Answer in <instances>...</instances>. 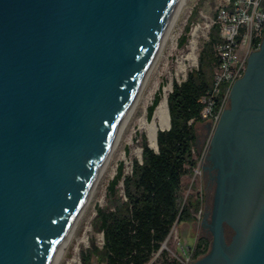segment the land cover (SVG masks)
Listing matches in <instances>:
<instances>
[{
	"label": "water",
	"instance_id": "1",
	"mask_svg": "<svg viewBox=\"0 0 264 264\" xmlns=\"http://www.w3.org/2000/svg\"><path fill=\"white\" fill-rule=\"evenodd\" d=\"M183 1L0 0V264H55ZM229 98L211 152L236 156L190 264H264V34Z\"/></svg>",
	"mask_w": 264,
	"mask_h": 264
},
{
	"label": "trees",
	"instance_id": "2",
	"mask_svg": "<svg viewBox=\"0 0 264 264\" xmlns=\"http://www.w3.org/2000/svg\"><path fill=\"white\" fill-rule=\"evenodd\" d=\"M233 1L230 0L229 8ZM261 39L252 41L253 48L259 46ZM220 41L219 26L213 23L200 48L198 67L189 71L185 80L173 81L167 95L169 128L157 131V150L143 137L141 157L133 159L130 172L124 174L123 163L118 165L109 190L115 195V187L122 182V196L111 208H96L92 228L103 232L104 243L98 247L91 240L89 248L81 251L82 264H92L93 258L100 264H146L174 224L196 220L194 213L200 209L202 200L191 194L183 201L181 179L192 174L197 165V125L206 121L201 116L204 107L201 99L214 83L218 64L214 47ZM224 90L222 86L221 91ZM158 100L159 97L154 98L149 115ZM210 242L207 236L198 237L191 247V260L206 254ZM169 264L181 263L174 259Z\"/></svg>",
	"mask_w": 264,
	"mask_h": 264
},
{
	"label": "rangeland",
	"instance_id": "3",
	"mask_svg": "<svg viewBox=\"0 0 264 264\" xmlns=\"http://www.w3.org/2000/svg\"><path fill=\"white\" fill-rule=\"evenodd\" d=\"M225 4L226 0H184V4L175 22L174 32L176 37L164 45L163 53L150 71V75H148L143 85L137 104L131 113L126 127L122 131L120 140L111 152L110 163L108 162L107 168L102 172L101 177L95 184L92 194L86 202V205L82 208L78 221L75 222L76 225L74 224L75 227L73 226L74 230L71 237L67 240L68 243H66L68 245H65V250L63 249L60 256L58 255L59 257H57L55 264H65V257L67 255L70 256V252H72L76 241L80 242L79 247L81 250L88 248L81 241L84 229L89 230V240H93L98 247L100 246L91 224L97 207L103 209L111 208L116 199L122 196V182H119L115 187V195L109 190L110 182L117 173L118 165L123 163V172L127 174L131 170L133 159H140L143 137L146 138L149 145L146 130L141 128V121L151 118L152 114H148V109L152 105L154 98L159 97L158 102L163 97L167 99L168 93L172 90L173 81L181 82L185 80L187 73L198 67L199 51L203 42L208 39L209 29L214 21V14ZM195 9H197V13L194 14ZM196 26L199 31L196 37L195 59H187L184 64L185 69L178 72L179 60L191 52L189 41L191 32ZM249 49L251 51L254 48L253 46L248 48V41L246 40L237 50L239 59H246L250 53ZM202 127V125H197L199 138L195 148L197 165L192 174L183 175L181 179L183 201L191 194L195 199H201L200 211L197 210L194 213L196 216L195 221L174 224L159 250L152 255L146 264H169L174 259H181L187 264H190L193 261L190 258L191 247L197 238L204 235L212 240L211 231L205 230L202 224L203 213L205 209H210L212 204V191L206 192L200 180V166L207 144V137H203L205 129ZM92 264L100 263L93 258Z\"/></svg>",
	"mask_w": 264,
	"mask_h": 264
},
{
	"label": "built area",
	"instance_id": "4",
	"mask_svg": "<svg viewBox=\"0 0 264 264\" xmlns=\"http://www.w3.org/2000/svg\"><path fill=\"white\" fill-rule=\"evenodd\" d=\"M229 4L230 0H226V4L219 8L214 17L213 23L218 24L221 37V41L214 47L218 64L213 86L201 99L204 104L201 116L213 124L219 119L233 83L245 68V58L239 59L238 48L246 40L249 48L254 39L262 38L264 34V0H234L231 8L228 7ZM222 86H225L224 91H221ZM95 234L101 247L104 243L103 232L98 231ZM89 238V230L84 229L81 241L88 248ZM79 246L80 242L76 241L70 256L65 257V264H82L80 255L83 250ZM177 260L181 264H187L181 259Z\"/></svg>",
	"mask_w": 264,
	"mask_h": 264
},
{
	"label": "flooded vegetation",
	"instance_id": "5",
	"mask_svg": "<svg viewBox=\"0 0 264 264\" xmlns=\"http://www.w3.org/2000/svg\"><path fill=\"white\" fill-rule=\"evenodd\" d=\"M258 48H259V46L254 48L253 50H256ZM253 50L250 51V49H249L250 53ZM250 53L248 54V56L245 59V68H244V71L240 77H242L245 73V70L247 68V63H248V57H249ZM229 107H230V98L228 95L227 102H226L224 108L222 109V111L226 108H229ZM222 111H221V113H222ZM220 116H221V114H220ZM220 116H219V119H220ZM219 119H218V121H219ZM218 121L215 124H213L209 120H206L202 124V126H203L202 128L205 129V133L203 134V137H207L206 138L207 144H206L205 152L203 154L202 164L200 166L201 167L200 180H201V183L204 185V189L206 190V192L212 191V204H211L210 209H205V211L203 213L202 224H203L204 229L209 230V231H210V224L212 221V212H213V208H214V201H215V198L217 195L218 185H219V181H220L219 177L222 174L221 170H220V166H218V164L219 163L222 164L224 166L225 170H230L232 163H233V160H234V156H236V153L234 150L230 151L231 154L228 152L227 155L223 152H219L216 155L212 154V152H211V141H212V137H213L215 128L218 124ZM198 140H199V138L197 136L196 145L198 143ZM235 182H237V180H227L226 191H228V196H227L228 198H230L232 196V192L234 191V189H236ZM263 192H264V190L260 189L258 195L259 196L262 195ZM223 226H224V235H225L226 242L229 243L232 240L233 236L235 235L236 229L232 225H230L227 221L224 222Z\"/></svg>",
	"mask_w": 264,
	"mask_h": 264
},
{
	"label": "bare ground",
	"instance_id": "6",
	"mask_svg": "<svg viewBox=\"0 0 264 264\" xmlns=\"http://www.w3.org/2000/svg\"><path fill=\"white\" fill-rule=\"evenodd\" d=\"M183 4H184V1H183V3H182L181 7L178 9L176 15L174 16V18H173V20H172V22H171V24H170V26H169L168 32H167L166 36L164 37V40H163V42H162V45H161V47H160V49H159L157 55L155 56L153 66H155V64H156L157 61L159 60L160 55L163 53V47H164V45H165L169 40H174L175 37H176V34H175V32H174V31H175V24H176L175 22L177 21V18H178V16H179V12L181 11V8H182ZM180 14H181V13H180ZM198 31H199V29H198V27L196 26V27H194V29H193L192 32H191V38H190V41H189L190 48H191V52H189L186 56H184L183 58H181V59L179 60V64H178L179 66H178V68H177V69H178V70H177L178 72H181V71H183V70L185 69L184 64H185V61H186L187 59H189V58H191V59H193V60L195 59V56H194L195 53H194V51H195V49H196V37L198 36ZM152 68H153V67H152ZM151 70H152V69H151ZM149 73H150V72H149ZM149 73H148L147 76L145 77V79H144V81H143V83H142V86H141V88H140L138 94L136 95V97H135V99H134V103H133V105H132V107H131V109H130V111H129V114H128L127 118H126L125 123L123 124V126H122V128H121V130H120V132H119V134H118L117 139L113 142L112 147H111L110 151L108 152V154H107V156H106V160H105V162H104V163L102 164V166H101V169H100V172H99V174H98V176H97L96 181H95V182L92 184V186H91L90 193H89V195H88V197H87L86 202L88 201L90 195L92 194V192H93V188H94L95 184L97 183L98 179L101 177L102 172L107 168V164H108V162H109L110 155L112 154L111 152L113 151V149L116 147L118 141L120 140V136H121V134H122V131H123L124 127H126V125H127V123H128V120L130 119L131 113H132L134 107H135L136 104H137V101H138V99H139V96H140V93H141V91H142L143 85H144L146 79L148 78V75H150ZM168 125H169V113H168L167 99H166V97H163V98L157 103L155 109L153 110V113H152V115H151V118H150V119H144L143 121H141V126H142L141 128H143V129L146 130L147 138H148V141H149V145H150L151 147H156V134H157V130H158V129H162V128H166V127H168ZM109 163H110V162H109ZM86 202H85L84 206L86 205ZM84 206H83V207H84ZM81 211H82V210H81ZM80 213H81V212H80ZM79 217H80V214L78 215V217H77V219H76L75 222L78 221V218H79ZM75 222H74V224H75ZM74 224H73L72 227H71V230H70V233H69V236H68L67 240L69 239V237H71V234H72V232H73V230H74V228H73ZM75 225H76V224H75ZM74 227H75V226H74ZM67 240H66V243H68ZM66 243H65V245H66ZM64 248H65V246H64ZM64 248H63V249H64ZM63 249H62V251H63ZM60 253H61V252H60ZM59 256H60V254H59ZM59 256H58V257H59ZM56 260H57V259H56Z\"/></svg>",
	"mask_w": 264,
	"mask_h": 264
}]
</instances>
